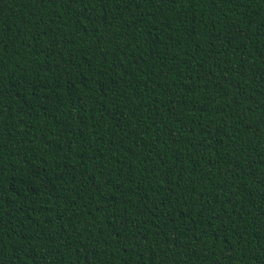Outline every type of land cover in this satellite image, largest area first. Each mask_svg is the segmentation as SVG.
Instances as JSON below:
<instances>
[{
    "label": "trees",
    "instance_id": "obj_1",
    "mask_svg": "<svg viewBox=\"0 0 264 264\" xmlns=\"http://www.w3.org/2000/svg\"><path fill=\"white\" fill-rule=\"evenodd\" d=\"M0 264H264V0H0Z\"/></svg>",
    "mask_w": 264,
    "mask_h": 264
}]
</instances>
